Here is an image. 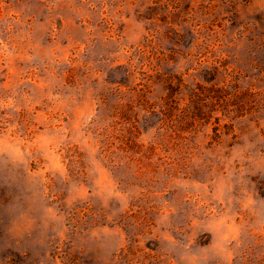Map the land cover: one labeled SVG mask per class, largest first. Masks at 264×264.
<instances>
[{"label": "rangeland", "instance_id": "rangeland-1", "mask_svg": "<svg viewBox=\"0 0 264 264\" xmlns=\"http://www.w3.org/2000/svg\"><path fill=\"white\" fill-rule=\"evenodd\" d=\"M0 264H264V0H0Z\"/></svg>", "mask_w": 264, "mask_h": 264}]
</instances>
